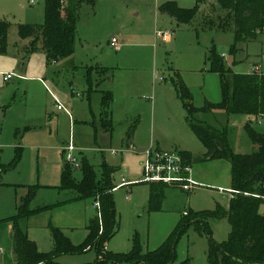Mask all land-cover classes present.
I'll use <instances>...</instances> for the list:
<instances>
[{"label": "rangeland", "instance_id": "374dc122", "mask_svg": "<svg viewBox=\"0 0 264 264\" xmlns=\"http://www.w3.org/2000/svg\"><path fill=\"white\" fill-rule=\"evenodd\" d=\"M169 2L186 9L198 7V13L192 22L180 24L163 9ZM45 10L46 0H0V21L10 24L7 51L0 53V156L9 164L19 155L14 167L0 173V264L17 263L15 222L45 253L55 251L53 230L81 247L91 220L97 218L101 224L97 198L77 199L76 190L61 188L70 142L78 148L74 152L78 160L87 156L98 175L109 165L114 169L113 184L126 179L131 185L114 190L118 224L104 246L108 253L121 256L103 264H146L131 256L136 250L143 256L157 250L176 231L172 264H210V239L227 241L230 221L207 219L210 236L195 222L180 226L196 212L230 206L233 197L224 191L232 188L231 155L205 158L208 149L190 127L177 84L185 83L197 107L221 102L220 76L210 67V52L226 54L220 58L236 73L261 65L264 74V32L235 43L232 16L218 0H94L80 8L74 54L51 63L41 37L35 41L19 36L21 23L45 24ZM157 31L171 38L164 41ZM113 38L118 50L111 45ZM100 66L107 71L101 70V76ZM9 72L14 77L6 82L3 74ZM100 77L104 82L97 87ZM101 89H110L116 99L112 134L99 127ZM52 92L72 118L55 107ZM194 117L226 128L232 154L254 151L248 125L264 132L257 115L218 109ZM129 134L141 144L128 148ZM151 146L180 155L190 151L200 159L192 162L189 174L196 187L188 191L170 185L159 211L149 209L150 184L143 181L144 151ZM79 169L74 170L77 179L82 175ZM260 209L264 211V204ZM100 259L94 246L59 252L44 264H96Z\"/></svg>", "mask_w": 264, "mask_h": 264}, {"label": "trees", "instance_id": "16d2710c", "mask_svg": "<svg viewBox=\"0 0 264 264\" xmlns=\"http://www.w3.org/2000/svg\"><path fill=\"white\" fill-rule=\"evenodd\" d=\"M83 3L93 5L94 0H46V21L43 25L21 23L19 36L22 39L40 37L47 51L51 63L71 57L75 52L77 36V22L79 11ZM222 9L232 16L235 31V43L253 40L258 33L264 32V0H218ZM165 12L175 18L180 24L192 22L198 13V7L186 9L175 2L163 6ZM10 24L0 21V53L8 48V33ZM35 47V46H34ZM222 55L210 52L208 62L213 71L219 73L223 100L213 103L207 102L202 107L195 106L191 90L181 80L178 82L177 92L187 111V120L191 129L197 134L207 147L206 159H224L231 155L232 190L234 197L228 208H218L216 211L194 213L186 223L195 222L210 236L211 232L207 219L227 218L232 231L230 238L218 243L210 239L208 260L210 264H264V213L260 211L264 204V132L257 131L254 126L246 127L250 140L257 145L252 153H233L227 138V129L198 122L196 113H209L224 109L236 114L264 115V74L256 72L236 73L223 62ZM115 101L114 94L105 92L102 99V126L107 131H113L114 124L111 106ZM131 134L128 135L130 137ZM184 161L191 165L196 158L190 151L181 153ZM6 164L0 156V173L16 165V160ZM79 167L75 168L65 159L62 170V189L76 190L77 199L93 197L100 203L101 224L97 218L90 222V234L81 247H75L60 230H53L55 251L45 253L38 250L36 243L15 222L13 231V250L17 264H44L52 261L59 252L83 251L96 246L101 256L96 264L115 261L121 255L105 251V242L111 238L118 224L115 206L114 190L118 185L113 184L111 173L113 168L106 165L101 176L92 161L83 156ZM105 165V164H104ZM80 168V169H79ZM81 170V179L75 177L74 170ZM149 209H162L165 189L170 185L164 182H150ZM24 211V214H30ZM177 231L157 250L140 255L136 250L131 256L134 261L146 264H172L176 259L175 241ZM186 264V263H183Z\"/></svg>", "mask_w": 264, "mask_h": 264}, {"label": "built area", "instance_id": "2783aa9c", "mask_svg": "<svg viewBox=\"0 0 264 264\" xmlns=\"http://www.w3.org/2000/svg\"><path fill=\"white\" fill-rule=\"evenodd\" d=\"M32 1L34 2V0ZM156 35L157 37H161L164 41L169 40V38L171 37V35L162 31H157ZM111 45L117 49L120 47L116 38L112 39ZM222 56L227 57L226 54H223ZM252 72H256L262 75L263 73L261 72V65L254 66ZM13 77L14 76L11 72L4 73V78L6 81L11 80ZM55 100V106L57 109L65 110L67 113L71 114L70 110L63 102H61L58 98H55ZM263 118L264 115H261L260 119L258 120L259 125L264 124ZM65 150L66 161L75 168L79 167V160L74 155V152L77 151L78 148L70 142ZM115 151L116 150H112V152ZM144 153L146 156L145 161L143 163L144 182H164L172 186L181 187L188 191H191L196 187V184L193 182L189 175L191 165L187 164L180 154L154 149L153 146L146 149ZM127 185H129V183L125 179H123L122 182L117 186V188ZM227 192H229L230 195H233L235 191L230 190ZM96 205L100 209V203L97 202Z\"/></svg>", "mask_w": 264, "mask_h": 264}, {"label": "crops", "instance_id": "0c3cea01", "mask_svg": "<svg viewBox=\"0 0 264 264\" xmlns=\"http://www.w3.org/2000/svg\"><path fill=\"white\" fill-rule=\"evenodd\" d=\"M171 38V37H170ZM169 38V39H170ZM28 39H32V38H26V39H24V40H28ZM32 46L33 47H31L32 48V50H34L33 48H34V44H32ZM118 50V49H117ZM91 68H93V67H91ZM91 68H90V70H91ZM99 69H100V71H97V73L101 76V74H102V71L101 70H103L104 72H103V74L104 73H106L107 71H106V69L105 68H103L102 66H100L99 67ZM106 71V72H105ZM3 76H4V74H3ZM13 79V78H12ZM104 78H101L100 77V79H98V82L96 83V86L98 87H100V85L104 82V80H103ZM4 80H5V78H4ZM41 80V79H40ZM6 81V80H5ZM10 81V80H9ZM9 81H6V82H9ZM45 84V83H44ZM102 91H101V97H100V100H99V127L102 129V131H104V132H108V133H113L114 132V129H115V124H114V114H113V107H114V104H115V102H116V99H115V101L113 102V104H112V106H111V109H112V118H113V124H114V129H113V131L111 132V131H107V130H105L104 128H103V126H102V122H101V113H102V99H103V94L105 93V92H110L111 90L110 89H107V90H104V89H101ZM112 92V91H111ZM113 93V92H112ZM52 94H53V98H54V100H55V98H58V97H56L55 96V94H54V92H52ZM76 95H78V96H81L80 94H76ZM59 99V98H58ZM60 100V99H59ZM55 103H56V100H55ZM56 107V106H55ZM68 108V107H67ZM69 109V108H68ZM59 110V109H58ZM70 110V109H69ZM61 111H64L65 113H67L65 110H61ZM71 112V111H70ZM67 115H69V117L70 118H72V113L71 114H69V113H67ZM93 125H95V122H93ZM136 143H139V144H141L139 141H138V138H136L135 136H130V137H126V139H125V145L128 147V148H131L132 146H135V144ZM257 149V145H255L254 146V151ZM112 150H114V148H112ZM242 154H244V153H242ZM64 161H65V156H64ZM63 164H64V162H63ZM126 180V179H125ZM117 185H119V184H117ZM127 186H131L130 184L129 185H127ZM127 186H122V187H127ZM229 189V191L230 190H232V188H228ZM226 191V190H225ZM226 193H229V192H227L226 191ZM234 196V194L232 195H230V197L232 198ZM260 211H261V209H260ZM262 213H264V211L262 212ZM13 253H14V250H13ZM17 264V263H16Z\"/></svg>", "mask_w": 264, "mask_h": 264}]
</instances>
